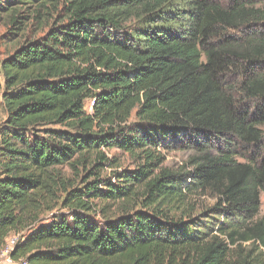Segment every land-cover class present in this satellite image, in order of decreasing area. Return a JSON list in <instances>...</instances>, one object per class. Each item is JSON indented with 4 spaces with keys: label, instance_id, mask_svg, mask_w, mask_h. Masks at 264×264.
<instances>
[{
    "label": "trees",
    "instance_id": "16d2710c",
    "mask_svg": "<svg viewBox=\"0 0 264 264\" xmlns=\"http://www.w3.org/2000/svg\"><path fill=\"white\" fill-rule=\"evenodd\" d=\"M4 3L0 11L13 26L21 24L13 6L50 20L45 33L24 41L1 64L0 246L38 218L54 189L66 191L55 169L74 156L80 164L106 161L99 149L108 147L139 161L137 169L117 174L124 186L108 180L88 185L90 202L81 192L66 193L62 203L74 213L90 212L96 202L100 222L75 214L38 226L17 242L11 258L28 264H260L264 0ZM175 147L192 152V170L155 174L157 149ZM95 183H105L104 190ZM140 189L150 212L125 214L123 208L111 217L108 202H129ZM195 193L217 203L192 217L184 206Z\"/></svg>",
    "mask_w": 264,
    "mask_h": 264
},
{
    "label": "rangeland",
    "instance_id": "374dc122",
    "mask_svg": "<svg viewBox=\"0 0 264 264\" xmlns=\"http://www.w3.org/2000/svg\"><path fill=\"white\" fill-rule=\"evenodd\" d=\"M5 0H0V5H5ZM17 13H19L20 25L13 26L10 23L9 15L3 9L0 11V90L3 86L1 64L8 56H10L17 46L22 45L24 41H34L38 39L48 27H45L50 20V16H44L43 20L35 19L32 16V10L28 8L12 7ZM51 10L49 13L51 14ZM55 16V15H54ZM24 18V19H23ZM85 112L89 115L91 113V100L85 101ZM6 118V112L1 101L0 93V125ZM134 122L132 118L130 123ZM54 130L68 132L64 126L52 127ZM157 154L160 155L159 162L161 163L159 169L154 172L157 174L161 169H168L172 172H180L181 174L188 173L192 169L189 167V158L193 157L190 150H182L180 147L169 149H157ZM99 151L103 154L106 161H95L93 158L88 159L84 164L74 162L77 159V155L70 159L64 166L57 167L55 171L61 173L64 180V191L61 186L54 189L51 200L43 206L38 218L36 220L27 221V225L24 229L12 231L5 242L0 246V264H3V258L1 256L2 250H4L5 244L8 240L15 238L19 242L27 233L32 231L38 226L50 224L58 221L60 218L71 219L75 214H79L83 217H89L95 221H101L100 206L96 202H92V211L90 212H71V209L64 207L62 201L64 200L68 191H78L84 195L86 188L95 181H110L111 184L116 186H124L116 180L117 174L122 171H133L137 169L138 160L133 159L129 154L108 147H101ZM101 162V165H98ZM105 183H95L97 188L104 190ZM142 190H139V195L129 202L122 203L121 201L112 203L108 202L111 207L109 209L111 217H114L123 211L125 214H132L138 210H144L150 212L151 208H145L147 204L146 198L142 196ZM83 200L89 201L85 195ZM217 200L211 198L209 194L199 196L198 193L192 194L188 197L184 206V210L190 213V216H196L204 211L212 209ZM258 218L264 217V193L260 194ZM180 214L177 215V218ZM182 218V217H181ZM180 219V218H179ZM22 260V259H21ZM21 260L15 261L14 264H21ZM260 264H264V255L259 257Z\"/></svg>",
    "mask_w": 264,
    "mask_h": 264
},
{
    "label": "built area",
    "instance_id": "2783aa9c",
    "mask_svg": "<svg viewBox=\"0 0 264 264\" xmlns=\"http://www.w3.org/2000/svg\"><path fill=\"white\" fill-rule=\"evenodd\" d=\"M17 244V240L15 238L10 239L6 242L4 250H2L1 256L3 258V264H14L15 260L11 258V253L14 250ZM21 264H28L26 261L21 260Z\"/></svg>",
    "mask_w": 264,
    "mask_h": 264
}]
</instances>
